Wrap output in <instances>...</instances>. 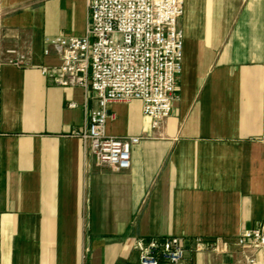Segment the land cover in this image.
<instances>
[{"label":"crops","instance_id":"0c3cea01","mask_svg":"<svg viewBox=\"0 0 264 264\" xmlns=\"http://www.w3.org/2000/svg\"><path fill=\"white\" fill-rule=\"evenodd\" d=\"M89 1L0 0V264H140L138 243L163 238L241 245L264 219V0H182L169 118L153 129L140 101L107 107L108 136L140 139L119 172L74 134L95 93L42 74L61 64L47 39L85 36Z\"/></svg>","mask_w":264,"mask_h":264},{"label":"built area","instance_id":"2783aa9c","mask_svg":"<svg viewBox=\"0 0 264 264\" xmlns=\"http://www.w3.org/2000/svg\"><path fill=\"white\" fill-rule=\"evenodd\" d=\"M88 8L85 36L46 40L58 53L61 64L43 68L42 74L57 86L95 93L98 108L91 113L88 127L74 134L90 144L100 165L126 171L131 168V150L140 139L108 136L107 107L140 101L153 129L169 118L182 72L183 34L178 22L184 5L182 0H90ZM4 55L13 67L30 66L27 56L15 49ZM246 241L259 251L264 264V219L239 242L245 245ZM202 248L198 242L196 249ZM138 250L140 264H179L186 254L176 238L141 241ZM247 263L256 264L254 259Z\"/></svg>","mask_w":264,"mask_h":264},{"label":"rangeland","instance_id":"374dc122","mask_svg":"<svg viewBox=\"0 0 264 264\" xmlns=\"http://www.w3.org/2000/svg\"><path fill=\"white\" fill-rule=\"evenodd\" d=\"M251 241H246L245 245L230 244L222 247L221 244L205 243L202 250L196 249L193 242L185 259L189 264H248L247 261L254 259L256 264H261V254L252 245Z\"/></svg>","mask_w":264,"mask_h":264}]
</instances>
